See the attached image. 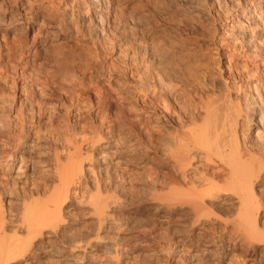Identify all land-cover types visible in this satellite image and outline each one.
<instances>
[{"label":"rangeland","instance_id":"1","mask_svg":"<svg viewBox=\"0 0 264 264\" xmlns=\"http://www.w3.org/2000/svg\"><path fill=\"white\" fill-rule=\"evenodd\" d=\"M34 1L38 6L31 5ZM152 1H159L160 7L163 4L165 10L162 13L165 16L161 14V18L158 15L157 23L150 16L152 24L149 23L151 25L148 28L152 30H149L151 33L146 28L144 32L140 31L136 35L133 33L131 36V31L125 25L114 28L111 23L107 26L108 31L104 27V33L90 32L84 28L89 21L80 14L71 18L70 24L63 23L60 28L55 21V24L51 22L55 34L50 36V43L39 51L31 43V38L40 22L47 24L51 17L48 0H0V139L3 141L0 142V148L1 144L7 143L6 127L10 128L9 131L13 129V132L16 129V133L21 134L17 133L21 136L23 147H15L13 154L24 160L22 164H28L33 159L31 165L33 162L38 169V162H45L46 166L50 164V161L46 162L49 160L48 156L42 155V152L46 154V151L53 148L60 149L63 145L61 143L71 138L78 143L85 167L81 185L73 187L72 190L76 192L71 191L67 200L58 206V231L45 232L42 239H34L37 241L32 243L31 249L32 252H36V249L38 251L13 264H28L31 261L37 264H59L56 255H64V261L72 264H250L248 253L264 257V244L255 243L250 246L252 250L244 247L241 229L237 225V206L233 201L206 199L205 208L209 209H206L207 212L203 210L200 216L202 218H196L191 214L190 208L171 206L173 204L165 199V179H172L174 173L171 164L162 155V137L156 131L159 123H152L150 126L147 115L135 119L140 107L133 102V90L125 86L126 82L131 83V77L134 76V84H137L138 74H151L158 62L172 58L170 61L180 70L189 72L187 75L194 82L191 83L190 90L196 92V96L213 95L217 92L218 82L214 83L215 87H209L202 79V73L212 71L218 78L219 75L223 79L229 78L226 81L234 89L231 90V99H235L239 90L247 93L253 91L252 86L255 84L264 86V67L246 62L245 59L236 61L229 58L226 43H219L218 37L228 33L226 26L238 17V12H232L236 9L231 10L230 5L226 4L225 7L221 3L219 8L214 0H193L197 7L199 5L198 8H201L200 4L204 1L205 7H202L204 12L202 9L200 12L197 9L191 12L188 6L183 8L179 5L180 0ZM257 2L259 6H256L263 8L264 0ZM19 7L26 9L21 21L17 20L16 15ZM167 12L173 13L175 23L167 20ZM198 12L200 16L203 12V15L200 17ZM84 13L82 15H86ZM19 23L21 24L18 25ZM31 26L33 32L30 31ZM6 27L9 28L8 32L5 31ZM244 29L251 30V33L249 30L247 32L250 37L253 28ZM255 30L259 34L256 35V41L260 39L262 45L261 42L258 43L264 47V29ZM140 33L143 35L140 36ZM144 35L150 38L143 42L146 38ZM141 38V44L144 43L142 45L139 44ZM132 55H135V60ZM229 59L233 60L230 62ZM183 71L180 74L186 75ZM230 74L234 80L230 79ZM238 74L241 78L237 79ZM116 85L122 88H119L121 91ZM124 87L127 93L123 96ZM1 128L7 135L2 134ZM248 129L245 143L250 144L254 150L258 144L264 143V130H257L255 137L256 134L250 131L252 127ZM97 139L105 140L110 146L112 144V150L115 151L105 158L101 167L90 162L98 153L92 145L99 141ZM31 144L36 145L35 151L28 155V145ZM38 145H42L41 149ZM2 148L6 149L7 144ZM35 176L37 175L17 183L15 181V185L11 183L13 180H9V185L3 187L7 192L14 190L15 195L12 196L16 200L20 198L26 203L34 202L42 198L48 185L39 176ZM260 189L256 192L259 204L257 218L259 230L264 233V187ZM95 195H104L103 199L108 196L106 202L110 201L109 217L104 225L96 220V216L93 217L85 204L89 197L94 198ZM12 196L6 199L14 201ZM84 201V204H80ZM167 205H170L172 212L162 216L160 209L162 206L167 209ZM9 218L11 220L6 219L4 234L8 237L16 232V236L24 239L25 234L17 228L20 226L18 219L12 220L13 216ZM97 238L102 240L99 242ZM78 244L82 245L77 246Z\"/></svg>","mask_w":264,"mask_h":264},{"label":"bare ground","instance_id":"2","mask_svg":"<svg viewBox=\"0 0 264 264\" xmlns=\"http://www.w3.org/2000/svg\"><path fill=\"white\" fill-rule=\"evenodd\" d=\"M214 1L219 8H221V3L222 5L225 4V7H227V4L230 5L231 10H233L232 8L236 9L232 12H238V17H235V20H231L230 25L226 26V29L228 30H226L228 32L227 35L222 34L220 37H218V41L220 44L226 43V48L229 49L227 50V52L230 53L229 58H234L236 61L245 59L246 62L248 61L251 64L255 63L260 67H264V47L262 46V48L260 46L262 45V41H259L260 39L256 41V35L258 36L259 34H256V32H254L255 29V31H257V29L259 28L264 29V6L263 8H258L257 6H259V2H257V0ZM176 2L177 1H175V3ZM194 2L195 1L193 0H180L179 5L183 8L185 6H188L191 9V12L192 10H199L200 12V9H202L203 6L205 7L204 1L202 4L198 3L200 4L201 8H198L199 5L197 7V4ZM48 3L50 4L49 10L51 9V17L49 16L50 18H48V20L46 19L48 21L47 24L41 21L35 32H33V26H31L30 28V31L33 32L31 43L36 47V49H39V51H42V49H44L47 44L50 43V36L55 34V32L52 31L53 26H51V22L52 24H55L53 23V21H55L57 27L60 28L63 23L70 24L72 22L71 18H75V16L81 14V17L85 16L84 18L89 21V24L84 27L87 31L94 33L95 31L103 32V29H105L104 27H106L107 30V26L111 23L114 25V28H118L119 25H125L129 29V31H131L130 35L132 36L133 33L136 35L140 31L144 32L146 28V30L149 32V30L151 29L148 27H150V25L152 24L151 20L156 19L157 23V18L159 21V16L161 17V14H163L162 10H165L163 9L162 3V7H160L161 5L159 4V1L158 3H155V1L152 0H48ZM34 4H36L35 1L31 5L33 6ZM36 6H38V4H36ZM167 11L169 12V9ZM25 12L26 9L22 7H19L16 10L18 21L23 20ZM83 12H85L86 15H82ZM168 12L166 15L167 20H169V22L171 23L176 21L174 19L175 16L173 17L172 15L173 13L169 14ZM199 12L198 15L200 16ZM203 12L201 16L203 15ZM163 15L165 16V14ZM150 16L152 17V19ZM199 16L198 18L201 17ZM161 22L163 23V21ZM20 24L21 23H19L18 25ZM165 26L167 27L168 25L165 24ZM7 27L5 28L6 32L9 31V28ZM244 27L253 28V32L250 37H248L249 34H247L249 29L245 30ZM151 31L149 33H151ZM249 31L251 33V30ZM141 33L140 36L143 35H141ZM90 34L91 33H89V35ZM152 34L154 33L152 32ZM147 36L148 35L145 36L146 38L144 37L145 39L143 40V42L147 38H150ZM258 41L261 42V44L258 43ZM141 42L142 38L139 44H141ZM240 42L242 44H240ZM132 57L134 58L135 55H132ZM159 57L161 58V56ZM135 58L133 60H135ZM229 60L231 62L233 59ZM169 61L158 62L157 66L154 65L156 67H153L154 69L153 71H151V74H138L139 76H137L139 80H137V84H134V76L131 77V83H125L127 89L131 88L133 90L132 92L134 94H132V97H134V104L139 105L140 107L138 113L136 112L137 115L135 119L138 120L139 117L147 115V121L148 123H151L149 124L150 126L152 125V123H159V126L157 127L158 129L156 131L158 132V134L160 132V135L162 137V155L166 162H169L171 164L172 171L174 173L172 179H165V189H167V194H164L165 199H167L170 204H173L171 206L179 208H190L191 214L193 213L196 218H199L202 215L204 209L205 211L206 209H209V207L205 208L206 199H211L213 201L219 200L218 202H226V200L233 201V203L237 206L236 218L238 221H236L238 222L237 225L239 226V229H241V236L244 247L248 249V247L250 248V246H253V244L255 243L264 244V233L260 232L261 229L259 230L258 227L259 218H257V215L259 212V204L256 200V192H258L260 188L264 187V143L262 145L261 143L260 145L258 144L259 146H256L258 148L255 147L254 150L252 146H249L250 144L247 145L248 143H245V137L247 134L246 131L249 130V127H252L250 131L251 133L256 134L255 137L257 136V130H264V86L260 85V83V86L255 84L254 86H252L253 91L247 93L237 89L239 90L237 92H240L239 95L235 99H231V90L234 91V89L233 85L229 86L228 81H226L229 78L223 79L222 77H220V75L218 78V75L216 76L212 71H205L204 73H202V79L204 80L203 82L205 83V85L209 87H215L213 86L215 85L214 83L218 82V87L216 86L218 90H215L217 92L213 95L206 94L205 96L198 97L195 95L196 92H192V90H190V85H192L191 83L193 81L191 80L190 75H187L189 74V72L187 73V70H180L174 62L173 63L175 64V66L172 61H170L172 64L169 63ZM180 71H183L184 73L186 72V75L182 73L180 74ZM238 75L236 76V78H241V75ZM233 76H230L231 80L235 79ZM117 87L119 90L120 87ZM123 89L124 90H122V95L124 96L126 95L127 90L125 89V87ZM153 127L156 128V126ZM6 129L8 130V136H5L6 138H8L7 143L5 142L7 144V148H2L6 146V144L3 145L4 143L1 144L2 149L0 148V264H13L18 259H22L24 257V259H26L27 257L32 256V254L34 255L38 251V249H36V252H32V243L42 239V236H44L45 232H51L53 230L58 231V206L61 205L62 202L67 200L69 195L72 193L71 191H73V187L75 188L76 186L81 185V182L83 181L85 176H83V174H85V167L83 166V161L81 160L80 151L77 145L78 143L77 141H75V139L71 138H64L65 141L63 140L64 142L61 143L63 145L62 147H60V149L53 148V150L46 151V154H43L42 152V155L48 156L49 160L46 162L49 163L50 161L49 165L46 166L44 164L45 162L41 163L35 161L36 159L34 161L36 163L38 162L39 164H37L39 166H41L42 164H44V166L42 165L43 167L41 166L40 168L39 166H37V169L36 166H34L33 162L31 165V161L33 159H30V161L28 160V164H22L24 160L22 161L19 156H15L13 154V150L15 147L19 148V146L23 145L21 136H18L20 132H17L19 133L17 135L16 129L15 132L11 131L13 129H11L10 131V128L8 129L6 127ZM6 129L3 128V130L7 131ZM5 131H3L2 134H6ZM34 136L36 135L34 134ZM0 140V142H3L2 139ZM92 145L96 150H98V153L96 154V158H94V160L90 158L91 161H89L93 162L92 164H95L97 166L101 167L103 165V162L106 160L105 158H107L109 154L115 153V151L112 150L114 149L112 148V144L110 146L105 142V140H99L97 143H93ZM34 146H32V144L28 145V155H31L35 151ZM41 146L39 147L38 145L40 149ZM33 175H37L35 177L39 176L40 179L47 182L48 184L47 189H45L44 193L42 194V198H39V200L36 199L34 202L28 201V203H26L24 200L21 201L19 196H16L17 198H19V200H16L12 196L13 194L15 195L14 190L11 189L14 193L9 189L8 190L10 192H7V189H4L3 187L4 185L8 184L7 182H9V180H13L11 183H14L13 185H15L17 181L34 178ZM39 181L40 180H38V182ZM96 195L94 198H92V196H88L90 198H88L89 201L86 200L87 198H85V200L88 202L84 201L80 202V204H84L86 202L85 204L88 205V208L90 209L88 211L92 212L91 214H93V217L96 216V220H98V222L102 225L108 220V209L110 206L108 205V202L110 201L106 202L108 196L103 199V197H105V194L102 195L103 197H98ZM8 196H12L14 198V201L6 199ZM81 196L83 197V194ZM82 197L80 199H82ZM164 202H166V200ZM111 204H113V202H111ZM163 206L160 209V214L162 216L164 214H170L172 212V209H170L171 207H169L170 205H167V209ZM83 207L87 206L83 205ZM9 216H13L12 220H14V218L18 219L20 226L18 224L19 227L17 228H20L25 234V240L16 236L15 231L14 235L12 234L8 237L6 234H4L6 219L8 218L11 220ZM10 220L8 221L11 222ZM100 239L101 238H99L97 241L100 242ZM75 244H77V242ZM79 245L82 244H78L77 246ZM248 257V262L250 264H264V257H261V255L260 257H258L255 256L254 253L252 255H249L248 253ZM56 258L59 260V264H72L70 262L64 261V255H56ZM28 264L37 263L35 261H31Z\"/></svg>","mask_w":264,"mask_h":264}]
</instances>
